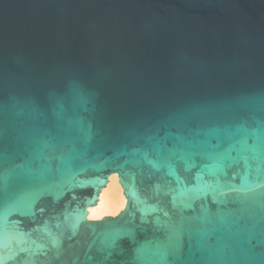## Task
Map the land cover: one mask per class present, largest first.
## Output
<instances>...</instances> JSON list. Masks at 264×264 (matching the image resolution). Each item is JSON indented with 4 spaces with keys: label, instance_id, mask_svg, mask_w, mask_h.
Returning a JSON list of instances; mask_svg holds the SVG:
<instances>
[{
    "label": "water",
    "instance_id": "1",
    "mask_svg": "<svg viewBox=\"0 0 264 264\" xmlns=\"http://www.w3.org/2000/svg\"><path fill=\"white\" fill-rule=\"evenodd\" d=\"M0 261L264 264V0H0Z\"/></svg>",
    "mask_w": 264,
    "mask_h": 264
},
{
    "label": "bare ground",
    "instance_id": "2",
    "mask_svg": "<svg viewBox=\"0 0 264 264\" xmlns=\"http://www.w3.org/2000/svg\"><path fill=\"white\" fill-rule=\"evenodd\" d=\"M126 198L123 188L116 174L110 177V181L100 195L99 203L88 210L89 220L101 219L105 216H114L124 209Z\"/></svg>",
    "mask_w": 264,
    "mask_h": 264
},
{
    "label": "snow or ice",
    "instance_id": "3",
    "mask_svg": "<svg viewBox=\"0 0 264 264\" xmlns=\"http://www.w3.org/2000/svg\"><path fill=\"white\" fill-rule=\"evenodd\" d=\"M0 264H3V261H0Z\"/></svg>",
    "mask_w": 264,
    "mask_h": 264
}]
</instances>
